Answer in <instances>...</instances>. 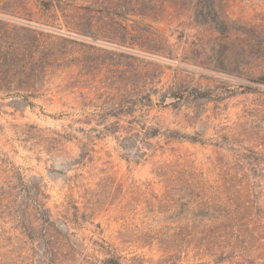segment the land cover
Here are the masks:
<instances>
[{"label": "rangeland", "instance_id": "1", "mask_svg": "<svg viewBox=\"0 0 264 264\" xmlns=\"http://www.w3.org/2000/svg\"><path fill=\"white\" fill-rule=\"evenodd\" d=\"M260 237L264 0H0V264H264Z\"/></svg>", "mask_w": 264, "mask_h": 264}, {"label": "trees", "instance_id": "2", "mask_svg": "<svg viewBox=\"0 0 264 264\" xmlns=\"http://www.w3.org/2000/svg\"><path fill=\"white\" fill-rule=\"evenodd\" d=\"M208 201H209V199H208ZM245 208H246V205H243V204L239 205V204H237L236 200H232V202H230L229 206L226 208V210H228V212L226 213L225 217H228V221H229L231 226H230V228H228V226H224V232L226 231V229L227 230L231 229V231H232L231 237L232 238H234V237L243 238L246 234H249L250 237H252V234L255 235V233H256V230L249 229V227L252 225V223H247V221H248L247 215H246V217L244 216ZM248 222H250V220ZM221 227H220V229H221ZM220 237L224 238L225 236H220ZM260 239H264V237H260ZM242 243L245 244L246 242L242 241ZM253 248H255L254 250H260L261 246H258V247L253 246ZM262 250H264V248ZM239 252H242V250L241 251L239 250ZM111 263H112V261H111Z\"/></svg>", "mask_w": 264, "mask_h": 264}]
</instances>
